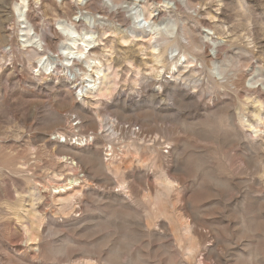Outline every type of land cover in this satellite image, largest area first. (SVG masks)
<instances>
[{
    "label": "rangeland",
    "instance_id": "1",
    "mask_svg": "<svg viewBox=\"0 0 264 264\" xmlns=\"http://www.w3.org/2000/svg\"><path fill=\"white\" fill-rule=\"evenodd\" d=\"M105 1L87 11L103 15ZM187 1L195 11L152 4L151 22L206 44L192 67L169 70L188 54L174 35H157L152 52L143 17L108 18L94 62L115 87L91 97L79 94L84 79L64 80L62 67L49 77L25 54L26 1L0 0V264H264V0ZM65 3L30 10L53 51L57 23L79 10ZM60 134L87 140L75 158L51 142ZM73 176L72 198L58 202L55 187Z\"/></svg>",
    "mask_w": 264,
    "mask_h": 264
},
{
    "label": "bare ground",
    "instance_id": "2",
    "mask_svg": "<svg viewBox=\"0 0 264 264\" xmlns=\"http://www.w3.org/2000/svg\"><path fill=\"white\" fill-rule=\"evenodd\" d=\"M25 1H26V3L23 2L22 7H19V9H17V12H18L17 18L20 20L21 25H22V28L20 31L22 32L21 37H23L24 39L21 41V43L23 44V48L25 49L24 50L26 52L25 54L28 55V54L33 53L35 56H40L37 58L35 57L37 60V63L38 64L42 63L41 67H43V70L45 69V71L48 72L47 76H49V77H51L54 73H56L57 69L59 67H62L67 72V75H65L64 80H66V81L72 80L73 82H75L78 79V77H80L81 79H84L83 85L80 87L79 94L83 93V89H85V94H84L85 96L95 97V96H92V94L98 92L101 97H108V96H110V94L112 93V91L114 90V87H115L114 81L109 80V77L111 75H109V73H106L105 69L101 65L95 64V62H94L95 57L97 56L96 52L98 51V49L96 47L99 46L97 44L98 38H95V36H94L95 35L94 30L97 29L100 31H104L105 29H107L106 24H107L108 18L110 19V18H114L117 16H121V17L126 18V15H127L128 19H131L132 21L134 20V22L136 20V22H137L138 19H140V17H143L142 21H144L146 25H141L140 23H142V22L139 21V22H137V26L139 23V25L142 26V31L148 32V34L150 35V38L148 39L147 42H148V45L151 48L152 52H155L156 47H157L156 43L159 42L157 40V35H159V34H161L163 36L174 35L172 42L175 43L177 49H179V47H184L187 49L188 54L185 53L184 51L183 52L179 51L176 58L167 64V65H169L168 66L169 70L172 72L173 76L177 73H180V70L187 68L188 66L192 67L191 64H193L195 62V60L190 55L197 56L198 55V54H196L197 51L202 50L203 47L205 49V47H206V44L201 45V43L200 44L197 43L194 39L192 40L191 35L189 34V32L186 29H182V32L177 34V30H176V32H174L171 30L160 29V27H159L160 23H155L154 22L155 20L151 22V19L153 20L155 18L152 16L153 7H154V6L152 7V4L157 5V4H159V2H161V0H151L150 4H148L147 0H125L124 2L122 0H106L103 3V9H104L103 15L102 14L101 15L100 14L99 15H93V14L89 13V11H87L89 4L91 5L90 2L93 0H76L77 5L79 6V10L77 11V13H75L76 15L74 16V18L69 20L66 23H61V22L57 23V30H59V32L61 34L60 36L63 38L64 42L62 43L61 46L59 45L60 46L59 48H57L55 51H53L51 48L52 41L50 39H48L44 34H42L41 31H39L40 29L38 30V25H37L38 23H36V19H34L30 13L32 5H37V6L40 5L41 0H33L32 3L30 2V0H25ZM58 1L60 2V4H64V5L68 4V3L67 4L65 3L66 0H58ZM74 2H75V0H74ZM163 2H164V4L166 3V8L168 10H170L169 13L177 11L182 6H186L189 9L192 8L191 3L187 0H163ZM170 3L172 4V7L169 6ZM240 7L244 8V6L242 4H240ZM195 8L196 7H193L192 9L195 11L196 10ZM138 11L140 12V14ZM53 14H54V12H53ZM64 14H65V11H64ZM151 17H153V18H151ZM144 22H143V24H144ZM80 26L83 27V28H81V30L79 29ZM0 28L3 30L2 32L7 33V30L4 28V26H1ZM40 28H42V27H40ZM209 30L211 31L210 28H209ZM79 31H81V32H79ZM128 31L131 34H133V32H134L130 28ZM102 34H104V32ZM214 34H215V32L213 33V35ZM131 37L134 38L133 35ZM181 39L184 41V43L181 42ZM212 40H213V38H211V41ZM126 41L127 40H125L123 42H126ZM55 44H56V42H55ZM212 45H213V49H211L213 52L212 57L217 58V52H218L219 46H217L216 42H214V41H212ZM55 47H57V46H55ZM167 50H165L164 53H166ZM152 56H153V61L158 64L160 62L158 57L155 56V54H153V53H152ZM62 57H63V59H62ZM31 59H32V56H31ZM201 59H202V57H201ZM211 60H212V58H211ZM62 61H63V63H62ZM208 64H210V63H208ZM200 65H202V64L200 63ZM162 66H163V64H162ZM9 67H10V65H9ZM35 68H37V67H35ZM159 68L160 67H156V68L152 69V71L156 74V76H160L162 73V71L159 70ZM36 74L37 75L33 76V78L43 77V74L40 72V69L36 71ZM5 77H6V75H5ZM253 83H255V82H253ZM160 88H161V86H160ZM76 90H77V87H76L75 91ZM248 91L250 92V94H255V93L259 92L258 90H254V89L248 90ZM87 98H89V97H87ZM74 120H77V119L74 118ZM130 128H133V127H130ZM137 130L139 131V129H137ZM130 131H132V130H130ZM139 133H140V131L138 132V134ZM77 134L79 135V133H77ZM75 135L76 134H74V136ZM112 135L114 136V133ZM62 137H64V140H65V142L63 144L60 143V138H62ZM65 137L66 136H63V134L56 135V137H54V138L52 137L53 139L51 138V142L54 143L55 145L57 144V145L68 146L69 147L68 151H66L65 153L66 154L68 153V155H71L72 158H75L76 152H74L75 151L74 149H77V147H81L83 141L85 143V141H87V140H83L82 137L80 136L81 138H79V139H76V137H75V140L73 139L75 141V143H72L71 139H69L67 142ZM109 148L111 151L112 147H109ZM72 158H67L64 156L60 158V159L65 161V164H67V166H68V164L71 166V168L69 167L70 168L69 171H71V172L73 171L74 166L77 165L74 163ZM68 161H69V163H68ZM106 166H109V165H106ZM73 178L74 179H72V177H71L69 180L64 179L65 181L68 182V183L66 182L67 184L63 183V185L55 187V189H57L58 192L54 193V194H56L54 198L57 197L58 202H60V203L64 202L65 203V201H67V200L70 201L69 198H72V197H69L68 194H70V192L68 193V191L71 190L73 192L74 187L78 183L74 176H73ZM169 182H168V184H169ZM120 186H121V184H120ZM60 189H61V191H59ZM66 194H67V196L64 197V195H66ZM61 205L64 206L63 204H61Z\"/></svg>",
    "mask_w": 264,
    "mask_h": 264
},
{
    "label": "built area",
    "instance_id": "3",
    "mask_svg": "<svg viewBox=\"0 0 264 264\" xmlns=\"http://www.w3.org/2000/svg\"><path fill=\"white\" fill-rule=\"evenodd\" d=\"M77 124V123H76ZM76 124H74V126L76 125ZM73 141V140H72Z\"/></svg>",
    "mask_w": 264,
    "mask_h": 264
}]
</instances>
